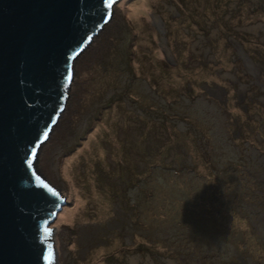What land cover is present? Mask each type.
Segmentation results:
<instances>
[{"label":"rangeland","instance_id":"1","mask_svg":"<svg viewBox=\"0 0 264 264\" xmlns=\"http://www.w3.org/2000/svg\"><path fill=\"white\" fill-rule=\"evenodd\" d=\"M112 10L35 164L68 203L57 264H179L215 238L264 264V0Z\"/></svg>","mask_w":264,"mask_h":264},{"label":"water","instance_id":"2","mask_svg":"<svg viewBox=\"0 0 264 264\" xmlns=\"http://www.w3.org/2000/svg\"><path fill=\"white\" fill-rule=\"evenodd\" d=\"M118 1L0 0V264L58 262L50 224L68 203L35 164L66 106L75 60Z\"/></svg>","mask_w":264,"mask_h":264},{"label":"trees","instance_id":"3","mask_svg":"<svg viewBox=\"0 0 264 264\" xmlns=\"http://www.w3.org/2000/svg\"><path fill=\"white\" fill-rule=\"evenodd\" d=\"M212 241L213 240H211V242L208 245H209V249L213 252V254L205 251H200L203 254L195 256L192 255L193 253L188 252L185 249H178V250H171L170 252H167L166 255L169 256L170 258H174L176 261L180 259V261H178L179 264L181 263L182 264H231L232 262L233 264H252L249 256H243L240 252H236V251L233 252L232 250L229 249L223 250L222 248L219 247V243H217V241L219 240L216 238L214 242ZM201 246H206V245H201ZM137 248L139 247L137 246ZM224 256L227 257L225 258ZM157 263L161 264L159 262Z\"/></svg>","mask_w":264,"mask_h":264},{"label":"clouds","instance_id":"4","mask_svg":"<svg viewBox=\"0 0 264 264\" xmlns=\"http://www.w3.org/2000/svg\"><path fill=\"white\" fill-rule=\"evenodd\" d=\"M178 12H179V10H178ZM177 12V13H178ZM178 14H180V13H178ZM157 16L160 18V15L159 14H157ZM164 24V23H163ZM164 28H165V26H164ZM166 29V28H165ZM99 34V33H98ZM95 37V36H94ZM165 39H166V37H165ZM206 50L207 51H210V49L207 47L206 48ZM209 58L210 59H208L206 62H208V63H210V64H216L217 62H218V60L215 58V56L213 55V53L212 52H210L209 53ZM175 62V61H174ZM167 63V62H166ZM227 73H228V79L230 80V82H232V83H234V84H236V82H237V79L239 78L238 76H236L235 75V73L232 71V70H228L227 71ZM241 83V82H240ZM264 85V83H262L260 86L262 87ZM209 89H210V87H208ZM205 90V89H204ZM225 90V92L227 91L226 89H224ZM223 90V91H224ZM262 90L264 91V89H263V87H262ZM263 122V121H262ZM254 127V125L253 126H250V128H253ZM47 181V180H46ZM48 182V181H47ZM59 213V212H58ZM57 216V215H56ZM144 252H145V250H144ZM145 253H147V252H145Z\"/></svg>","mask_w":264,"mask_h":264},{"label":"bare ground","instance_id":"5","mask_svg":"<svg viewBox=\"0 0 264 264\" xmlns=\"http://www.w3.org/2000/svg\"><path fill=\"white\" fill-rule=\"evenodd\" d=\"M91 43H92V42H91ZM91 43H90V44H91ZM90 44H88V46H89ZM88 46H87V47H88ZM87 47H86V48H87ZM79 55H80V54H79ZM70 85H71V84H70ZM262 87H264V85H263ZM263 112H264V110H263ZM57 123H58V122H57ZM261 128H262V130L264 129V120H263V122H261Z\"/></svg>","mask_w":264,"mask_h":264},{"label":"snow or ice","instance_id":"6","mask_svg":"<svg viewBox=\"0 0 264 264\" xmlns=\"http://www.w3.org/2000/svg\"><path fill=\"white\" fill-rule=\"evenodd\" d=\"M108 4L111 5L112 4V0H108Z\"/></svg>","mask_w":264,"mask_h":264}]
</instances>
